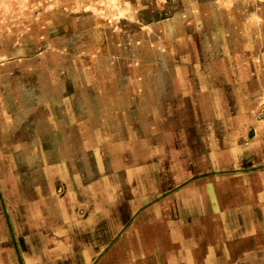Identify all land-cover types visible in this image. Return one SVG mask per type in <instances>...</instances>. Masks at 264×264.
<instances>
[{
    "label": "rangeland",
    "instance_id": "rangeland-1",
    "mask_svg": "<svg viewBox=\"0 0 264 264\" xmlns=\"http://www.w3.org/2000/svg\"><path fill=\"white\" fill-rule=\"evenodd\" d=\"M154 103L157 114L144 109ZM62 114L93 119L115 135L105 146L126 155L100 161L102 188L128 185L109 196L112 207L100 195L101 218L110 210L116 218L134 211L133 220L172 187L180 196L184 186L185 200L208 181L261 191L264 0H0V119L53 124ZM152 115L160 121L157 133ZM131 130L141 132L146 154L157 149L160 159L140 162L134 149L142 143ZM220 147L227 149L219 153ZM149 162L159 164V174L155 181L147 176L146 188L162 192L141 188L138 168L125 180L124 170L110 167ZM171 164L187 173L172 174ZM128 222L115 224L118 235ZM240 226L245 235L249 225ZM257 226L254 234L264 235V223ZM240 264H250L249 257Z\"/></svg>",
    "mask_w": 264,
    "mask_h": 264
},
{
    "label": "crops",
    "instance_id": "crops-1",
    "mask_svg": "<svg viewBox=\"0 0 264 264\" xmlns=\"http://www.w3.org/2000/svg\"><path fill=\"white\" fill-rule=\"evenodd\" d=\"M216 93L218 115L223 117L225 92L219 88ZM144 109L155 114L158 104ZM62 115L53 124L42 119L12 120L8 125L0 119V264H240L244 256L250 264H264V235L254 234L259 231L256 225L264 223V216L257 214L264 207V172L260 173L261 191L208 181L197 187L193 198L185 200L179 198L188 191L184 186L180 196L173 187L164 191L156 185L146 188L147 176L149 181L156 179L159 164L132 167L124 163L122 168L110 164L114 170L125 171V180L127 175L135 176L138 168L139 181L144 183L141 188L162 190L160 196L170 194L149 207L139 205L142 209L133 220L129 218L134 211H122L116 218L110 210L101 218L100 195L106 196V207H112L115 202L110 203L109 196L114 199L115 191L128 185H118V190L114 183L102 188L100 161H125L126 155L105 146L115 135L99 130L93 119L64 120L66 115ZM152 116L157 133L160 121ZM131 131L142 143L139 151L134 149L140 162L160 159L157 149L146 154L141 132ZM226 149L220 147L219 153ZM171 159H175L173 155ZM169 169L172 174L187 173H179L172 164ZM245 209L251 211L249 216ZM117 222H128L120 235ZM242 223L249 225L245 235Z\"/></svg>",
    "mask_w": 264,
    "mask_h": 264
}]
</instances>
